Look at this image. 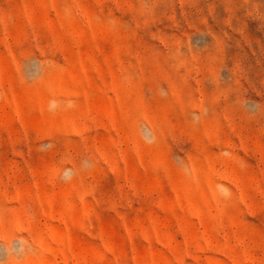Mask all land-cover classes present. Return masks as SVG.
<instances>
[{"label":"rangeland","instance_id":"obj_1","mask_svg":"<svg viewBox=\"0 0 264 264\" xmlns=\"http://www.w3.org/2000/svg\"><path fill=\"white\" fill-rule=\"evenodd\" d=\"M0 264H264V0H0Z\"/></svg>","mask_w":264,"mask_h":264}]
</instances>
